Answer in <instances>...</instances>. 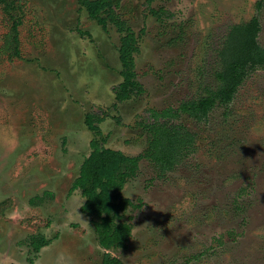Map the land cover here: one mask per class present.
<instances>
[{
	"label": "rangeland",
	"instance_id": "rangeland-1",
	"mask_svg": "<svg viewBox=\"0 0 264 264\" xmlns=\"http://www.w3.org/2000/svg\"><path fill=\"white\" fill-rule=\"evenodd\" d=\"M9 1L8 15L0 4V264H99L104 251L122 264H264L263 68L205 120L183 112L172 120L195 135L173 170L139 160L122 189L135 192L127 249L98 245L92 217L76 211L81 191L71 190L98 137L86 113L108 114L104 146L141 153L152 109H176L216 83L231 25L258 17L264 47V0L260 8L259 0H118V18L144 28L134 69L145 92L120 102L116 26L102 29L78 0ZM15 19L17 42L6 36ZM39 233L50 243L34 251Z\"/></svg>",
	"mask_w": 264,
	"mask_h": 264
},
{
	"label": "trees",
	"instance_id": "trees-1",
	"mask_svg": "<svg viewBox=\"0 0 264 264\" xmlns=\"http://www.w3.org/2000/svg\"><path fill=\"white\" fill-rule=\"evenodd\" d=\"M261 1L256 7H261ZM88 16L107 29L111 22L121 34L119 38V60L122 65V81L113 87L116 102L145 92L142 84L136 79L134 56L139 52V39L144 33L131 29L124 20L118 18L114 8L118 0H78ZM5 13L10 14L12 1L0 0ZM151 13L157 12L151 8ZM20 20L12 22L11 36L17 42V25ZM260 21L252 17L247 22L233 24L224 35L217 49V66L214 70L216 83L205 88V94L197 98L182 101L178 108L152 109V122H146L143 129L147 132V146L135 156L127 155L119 149L104 146L106 136L102 134L99 124L106 119V113H86L84 123L98 137L90 142V152L84 158L79 175L74 179L71 190L80 189L81 195L87 197L81 212L92 217L93 230L97 243L105 250L127 249L131 235V224L124 219L128 207H135L132 199L124 196L122 190L126 180L136 174L140 159H147L156 165L159 172L173 170L182 158L194 149L195 135L183 124L174 123L180 112L203 121L217 104L227 106L237 93L242 80L256 68L264 69V47L258 41ZM79 32V31H78ZM6 46V45H5ZM13 52L17 53V45ZM119 119H116L117 122ZM50 243L41 233L30 237L34 251H39ZM99 264H122L121 260L110 252L104 251Z\"/></svg>",
	"mask_w": 264,
	"mask_h": 264
},
{
	"label": "clouds",
	"instance_id": "clouds-1",
	"mask_svg": "<svg viewBox=\"0 0 264 264\" xmlns=\"http://www.w3.org/2000/svg\"><path fill=\"white\" fill-rule=\"evenodd\" d=\"M122 190V189H121ZM122 192H123V190H122ZM132 193H135V192H131V193H129V195H128V197L130 198L131 197V194ZM87 197H79V196H77V197H74V199H76L77 200V207H76V211H77V208L78 207H81V205H83V202H84V200L86 199ZM140 227V226H139ZM64 259V256L63 255H61L60 257H58V261L59 260H63ZM4 264H15V262L13 261V260H11V259H6L5 261H4Z\"/></svg>",
	"mask_w": 264,
	"mask_h": 264
}]
</instances>
